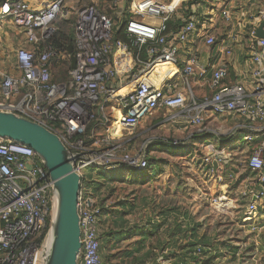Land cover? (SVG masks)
Returning a JSON list of instances; mask_svg holds the SVG:
<instances>
[{
    "label": "built area",
    "instance_id": "2783aa9c",
    "mask_svg": "<svg viewBox=\"0 0 264 264\" xmlns=\"http://www.w3.org/2000/svg\"><path fill=\"white\" fill-rule=\"evenodd\" d=\"M260 1L247 31L250 89L227 82L228 66L221 61L211 71L210 94L198 99L186 97L167 79L176 69L174 42L183 43L199 31L206 46L217 44L216 35L206 26L214 19L212 14L192 11L172 34L166 25L172 9L159 0H139L132 7L134 16L123 25L128 38L123 41L114 38L122 25L101 11L96 1L89 0L75 10V63L71 68L70 53L58 52L52 42L68 0H50L38 9L23 0H0V23H8L20 37L13 50L14 72L0 71V110L44 126L75 157L74 170L82 177L77 203L81 234L78 264L102 263L100 209L96 196L84 186L85 170L90 166L115 170L120 165L145 170V148L140 147L135 154L124 152V143L130 139L123 141V133L161 109L200 129L207 114H235L256 125L255 136L243 137L244 141L259 139L246 161L255 180L240 192L242 198L253 199L247 205L246 218L256 216L255 201L264 199V137L259 136L264 134V37L255 36L264 22V0ZM216 16L223 23L235 21L227 3L219 6ZM145 18L159 22L152 24ZM237 38L236 30L230 31L219 52L231 56ZM58 62L68 63L65 80L53 79V65ZM163 65L169 66L165 77L152 76L153 70ZM193 72V61L181 70L185 76ZM204 146L209 151L201 155V163L210 166L212 155L219 153ZM213 170H218V165L209 171ZM53 203L47 171L33 150L0 138V264H41Z\"/></svg>",
    "mask_w": 264,
    "mask_h": 264
},
{
    "label": "crops",
    "instance_id": "0c3cea01",
    "mask_svg": "<svg viewBox=\"0 0 264 264\" xmlns=\"http://www.w3.org/2000/svg\"><path fill=\"white\" fill-rule=\"evenodd\" d=\"M30 7L34 9L41 8L45 6L50 0H23ZM95 1V0H93ZM164 3L166 7L172 9L170 15V20L183 21L191 14L192 11L198 10L195 6L198 5V1L194 4H189L191 0H171L169 3ZM207 1V0H205ZM214 1V0H211ZM223 3H227L229 9L232 10L234 15V24L236 25L237 41L236 45L233 47L231 56H224L219 52L220 43L225 40L226 35L230 31H234L232 28L224 33H219V23H223L218 20L217 14L218 9H216L211 4L209 9L203 11V14H212L214 19L208 21L206 26L209 31H212L216 37V45L206 46L203 42V38L199 31L195 35L190 36L185 42L177 43V55H176V69L174 73L167 80L174 83L176 88L180 90L186 97L193 96L195 98H202L210 94L209 79L211 76L212 69L219 64L221 61L227 63L228 66V78L227 82L238 83L246 89H250L251 77L250 69L252 63L248 55V37L247 31L249 28L250 17L254 13L259 5L260 0H222ZM236 6V7H234ZM202 11V10H201ZM215 11V12H214ZM146 21L152 24H157L158 19L145 18ZM224 24V23H223ZM6 28V29H5ZM0 27V71L7 73H13V48L12 45L20 42V37L15 34V30L8 27ZM179 29V28H178ZM177 30H167L172 34L176 33ZM189 61L194 62V72L190 75H183L181 70L183 66ZM165 66L156 69L152 76L154 77H165ZM162 74V75H161ZM159 111H164V116L161 118L162 123H176L180 124V127L186 128L187 123L182 122L178 117H171V113L166 109H161ZM156 111L155 113L159 112ZM236 122L232 125V128L236 131V166L230 161L231 149L229 147L222 146L224 139L216 138L213 142L205 141L204 145H208L218 155L211 157V167L214 168L218 165V170L208 171L203 175L202 178L206 176H212L217 185L220 187L218 191V197L226 198L231 192L234 198L231 200L220 201L219 207L233 208L231 215L229 217L219 215L217 221H210L209 216L206 217L204 214L207 207L212 201L208 194L206 188H199L196 191L197 198L192 199V186L188 183L185 175V179H180L178 182H174L168 179V184L172 182L174 184L173 189H168L167 187L153 188L155 189L152 197L144 189L138 193L136 200H126L129 202H135L137 205L136 211L137 215L129 214L121 218L123 222L120 230V240L118 242L105 238V249L100 252L102 264H194L190 258H185L184 262L176 261L175 257H165L169 255L170 236L173 234L174 224H178L181 229H185L184 233H177L179 242L184 245L190 239V233L187 229H191L193 226L197 225V236L200 238L205 235L207 239L213 241L214 250L211 251L213 255L217 257L214 258L211 264H219L220 258L225 256H232L233 260H236V264H260L264 262V246L256 240L257 233L264 228V203H261V211L258 210L256 216L253 219L246 218V208L249 201L253 199L242 198L240 192L250 187L255 180V175L251 179L244 177L245 173H250L251 171L240 162V151L248 146L253 145L255 147L258 144L259 139L254 138L250 141H244L243 137L247 134H253L256 131V125L247 119L239 117L235 114H229ZM147 117V116H146ZM145 118V117H144ZM143 118V119H144ZM178 119V120H177ZM162 126V125H160ZM195 127V126H194ZM195 132H202L204 129L195 127ZM257 134V133H256ZM254 133V136L256 135ZM259 136L264 137V134H259ZM222 144V145H221ZM217 145V146H215ZM208 152H198L197 159L201 161V155L207 154ZM223 153V154H222ZM222 154V155H220ZM233 156V155H232ZM220 159V162H216V159ZM198 167H203L202 163L197 162ZM156 165V166H155ZM158 162H155L152 169L145 171L147 178L151 177L155 180V177L161 174L164 170L163 168L158 169ZM160 166V165H159ZM167 166V165H165ZM144 171V170H143ZM141 171V172H143ZM143 174V173H141ZM127 175V173H126ZM173 176L172 174L169 175ZM204 181V179H203ZM206 181V179H205ZM142 186L145 183L141 184ZM159 188V189H158ZM194 190V189H193ZM96 196V195H95ZM111 198V197H110ZM109 198V199H110ZM109 199L106 201H109ZM217 200V201H218ZM216 201V202H217ZM262 201L256 200L255 204ZM218 203V202H217ZM215 204V203H214ZM165 209H175L174 212L169 211L168 214ZM194 209H196L194 211ZM223 211V208H222ZM177 213L176 217H173L172 213ZM219 212V211H218ZM226 212V211H225ZM223 212V213H225ZM163 213V214H161ZM227 215V214H226ZM118 218L109 219L111 225L108 228L116 230L117 228L112 226L111 220H117ZM104 230H107L105 227ZM117 229V231H119ZM244 230H247L246 232ZM257 230V231H256ZM99 230V236L101 234ZM182 234V235H181ZM184 235V237H182ZM103 238V239H104ZM248 239V242H247ZM250 242L253 243L251 246H246ZM258 242V243H257ZM251 244V243H250ZM176 254L180 253V249L173 250ZM198 254V253H197ZM110 255H113L110 258ZM243 257V258H241ZM236 258V259H235ZM223 261V260H222Z\"/></svg>",
    "mask_w": 264,
    "mask_h": 264
},
{
    "label": "rangeland",
    "instance_id": "374dc122",
    "mask_svg": "<svg viewBox=\"0 0 264 264\" xmlns=\"http://www.w3.org/2000/svg\"><path fill=\"white\" fill-rule=\"evenodd\" d=\"M89 0H68L67 7L63 9L61 14L59 15L57 26L58 29L60 28L66 33H69L72 29V23L75 18V10L77 7L85 3ZM104 10L107 11H116L114 13L115 17H118V12L121 14L123 11H132V7L135 2L139 0H95ZM165 3H169L171 0H161ZM224 1L222 0H198V5L195 8L198 10V13H203L206 9L211 7L213 4L215 11L219 9V6L223 4ZM210 6V7H209ZM236 7V6H234ZM118 10V12H117ZM202 10V11H201ZM214 11V12H215ZM230 14H232V10L230 9ZM210 16H208L209 18ZM9 24L4 22L0 23L1 28L8 27ZM236 30V25L234 23H219L218 29L219 33H224L231 29ZM6 29V28H5ZM18 46L15 42L12 45V48L15 49ZM53 79L58 80H65L68 76V63L58 62L54 63L53 71H52ZM164 111H159L157 113H152L148 115L133 129L130 131H125L123 133V141L128 140L124 143V152H128L131 154H135L140 147L145 148L146 156L151 159L150 163L153 165L155 162H158L161 168H163V172L155 177L153 180L152 176L147 178V174L145 173L146 170L143 172L141 171H133L130 168H126L123 165H120L115 170H107L101 167H88L86 171V176L84 179V186L85 188L90 191L94 196L96 195V201H98L102 196H104L103 191V184L105 181L109 179H114L115 175L120 176V180H114L109 184L114 189L113 195L107 202L108 206L114 208L115 202L120 200H129L132 201L133 199L136 200L138 197V193H140L143 189L150 194H152L159 185L163 188L169 186L168 189H173L174 184L170 182L168 184V179L174 180V182H178L180 179L187 178L188 183L192 186V192H186L187 195L191 194L192 199L197 198L196 191L199 188L203 187L208 190V194L210 196V200H214L211 202L210 205L207 207L204 212L206 217L209 216L210 221H217L219 219V215L229 217L231 215L233 208L228 207H219V197L218 191L220 187L215 182L216 180L212 178V176L202 178L206 172H208L211 166H203L198 167V163L200 164V160L197 159L198 152H208L209 149L204 146L205 141L213 142L216 138L224 139L222 146H227L231 149L229 153H231V157H229L230 161L232 159V163L236 166V131L232 128V125L236 122V119H233L229 114H220V115H211L207 114L204 117L203 123V131L202 132H195L194 125L187 124L186 128L180 127V124H170V123H162L161 118L164 116ZM172 116V115H171ZM162 125V126H160ZM217 146V145H215ZM253 145L243 148L240 151V162L242 166H246L247 158L249 157ZM150 164V169H152ZM167 165V166H165ZM156 166V165H155ZM104 173V177H100L101 174L99 172ZM129 173V176H126ZM85 173V172H84ZM100 175H99V174ZM143 173V174H141ZM172 174L173 176H169ZM186 174V175H185ZM253 172L245 173L244 177L247 179H251L254 175ZM186 176L185 178L183 176ZM124 179H129L127 182ZM135 179L134 182L131 180ZM204 179V181H203ZM206 179V181H205ZM215 180V181H214ZM140 181V182H139ZM138 183V184H137ZM145 183L144 186L141 184ZM96 185L101 187L102 189L95 193L93 191V186ZM159 189V188H158ZM194 189V190H193ZM197 196V197H196ZM220 201L231 200L233 197L232 192L227 195L226 198L220 197ZM218 200V201H217ZM218 203H217V202ZM215 203V204H214ZM261 203H264V199L257 203L258 210L261 211ZM223 208V211H222ZM196 209H194L195 211ZM219 211V212H218ZM226 211V212H225ZM225 212V213H223ZM133 215H137L138 212L135 211L132 213ZM227 214V215H226ZM264 217V216H263ZM264 223V221H263ZM245 232L247 230H244ZM257 231V230H256ZM247 233V232H246ZM256 240L262 246H264V228H261V231L257 233ZM248 242V239H247ZM246 242V243H247ZM257 242V243H258ZM251 243V244H250ZM248 243L246 246L253 245L252 242ZM264 248V247H263ZM243 258V257H241ZM236 259V258H235ZM219 264H236V260H233L232 256H225L223 259L220 258ZM223 260V261H222ZM259 264V263H258ZM264 264V262L260 263Z\"/></svg>",
    "mask_w": 264,
    "mask_h": 264
},
{
    "label": "water",
    "instance_id": "95a60500",
    "mask_svg": "<svg viewBox=\"0 0 264 264\" xmlns=\"http://www.w3.org/2000/svg\"><path fill=\"white\" fill-rule=\"evenodd\" d=\"M263 26L264 22L256 30V37H264ZM67 50L73 68L72 44ZM0 138L32 149L51 182L53 212L41 251V264H78L81 234L77 203L82 177L74 170L75 157L56 134L11 111L0 110Z\"/></svg>",
    "mask_w": 264,
    "mask_h": 264
},
{
    "label": "trees",
    "instance_id": "16d2710c",
    "mask_svg": "<svg viewBox=\"0 0 264 264\" xmlns=\"http://www.w3.org/2000/svg\"><path fill=\"white\" fill-rule=\"evenodd\" d=\"M197 1L198 0H191V1H189V4H192V3L194 4ZM98 7L101 9V11H103L106 14L113 17L117 21L118 25H122V27L119 31L117 29L115 30L114 38H119V39H122L123 41H128V38L125 36L124 31H123V25L126 23V21L131 19L134 15L129 11H126V12L123 11L121 14H119V12L117 10L119 16L115 17L114 13L116 11H112V12L107 11L106 12L104 10V8L101 7L99 4H98ZM73 23H74V20H73ZM73 23H72V29L69 33H66L59 28L57 31V34L55 35V37L52 41L53 46L60 53H67L68 45L72 44ZM181 24L182 23L179 21H173L170 19L166 22L168 30H171V29L177 30L181 26ZM146 159H147V168L146 169H149L150 164H151L150 163L151 159H149L147 156H146ZM153 165L151 164V167ZM159 168H160V166L158 165V169ZM99 173L101 174L100 177H104L103 172L100 171ZM129 174H131V173H129ZM129 174L126 176H129ZM85 176H86V171L84 173V177ZM119 178H120V176L115 175L114 179H109L108 181H105V183L103 184L104 196H102V198H100L98 201V206L100 209L98 229L102 231L100 234V242H101L100 252L103 251V249H105V238L104 237L112 239L116 242H118L120 240V233H119L120 230L119 229L123 225L121 218L124 216H127L129 214L134 213L137 209V205L135 204V202H129L126 200H120V201L115 202L114 208L106 205V201L113 195V191H114L112 186L111 185L109 186V184H111V182L114 180H118ZM124 180L129 181V179H124ZM134 181H135V179L131 180V182H134ZM101 189H102L101 187H98L96 185L93 186V191L95 193H97V191H99ZM169 211L174 212L175 209H165V212H167L166 214H168ZM177 213L178 212L172 213L173 217H176ZM161 214H163V213H161ZM114 217L118 218V219L117 220H111L112 226L117 228L119 231H117V229L113 230V229L108 228V226L111 225L109 223V219H112ZM105 227L107 228V230H104ZM187 230L190 233V239L184 245H182L179 242L178 236H175V235L177 233H184L186 231H185V229H181L178 224H176V223L174 224L173 234L169 235L171 239H170V241H168V243L171 246L170 250H169V255H166L165 257L167 258L169 256H171V257L176 256V261H179L182 263L184 262L185 258H190L194 264H211L212 261L214 260V258L217 257L216 255H213L211 253V251L214 250V247H215L214 246L215 244H213V241L210 239H207L205 237V235L198 238V236H197V225H195L191 229H187ZM182 237H184V235ZM174 249L175 250L180 249V253L176 254L173 251ZM197 249H199V251ZM112 256L113 255H110V258ZM100 257H101V254H100ZM101 262H102V259H101ZM175 264H177V263H175Z\"/></svg>",
    "mask_w": 264,
    "mask_h": 264
},
{
    "label": "bare ground",
    "instance_id": "6f19581e",
    "mask_svg": "<svg viewBox=\"0 0 264 264\" xmlns=\"http://www.w3.org/2000/svg\"><path fill=\"white\" fill-rule=\"evenodd\" d=\"M149 19H150V18H149ZM148 21H150V20H148ZM159 67H160V66H159ZM159 67H157L156 69H158ZM168 67H169V66H165V69L168 68ZM156 69H155V70H156ZM155 70H154V71H155ZM154 71H153V73H154ZM152 75H153V74H152ZM177 120H178V119H177Z\"/></svg>",
    "mask_w": 264,
    "mask_h": 264
}]
</instances>
